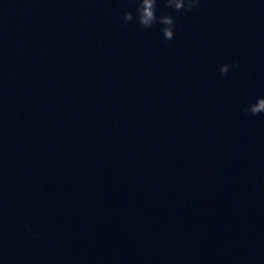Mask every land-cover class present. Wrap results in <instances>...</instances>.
<instances>
[{"label": "water", "instance_id": "1", "mask_svg": "<svg viewBox=\"0 0 264 264\" xmlns=\"http://www.w3.org/2000/svg\"><path fill=\"white\" fill-rule=\"evenodd\" d=\"M137 3L0 0V264H264V0Z\"/></svg>", "mask_w": 264, "mask_h": 264}, {"label": "clouds", "instance_id": "2", "mask_svg": "<svg viewBox=\"0 0 264 264\" xmlns=\"http://www.w3.org/2000/svg\"><path fill=\"white\" fill-rule=\"evenodd\" d=\"M200 0H165V6L173 8L175 11H191L198 7ZM157 0H138L136 7V15L126 11L123 15L125 24L133 21L137 22L142 28H151L154 24L163 25L161 32L165 40L174 39V18L171 15H156ZM233 67H238V64H224L220 68L221 74H226ZM246 113H251L253 116L264 113V97H259L256 102L251 103L243 109Z\"/></svg>", "mask_w": 264, "mask_h": 264}]
</instances>
